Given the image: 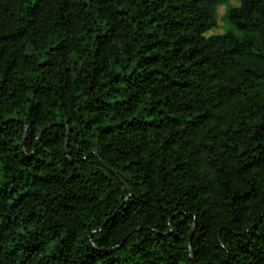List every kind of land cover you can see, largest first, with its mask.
Here are the masks:
<instances>
[{
    "label": "trees",
    "instance_id": "trees-1",
    "mask_svg": "<svg viewBox=\"0 0 264 264\" xmlns=\"http://www.w3.org/2000/svg\"><path fill=\"white\" fill-rule=\"evenodd\" d=\"M0 0V264H264V0Z\"/></svg>",
    "mask_w": 264,
    "mask_h": 264
},
{
    "label": "rangeland",
    "instance_id": "rangeland-1",
    "mask_svg": "<svg viewBox=\"0 0 264 264\" xmlns=\"http://www.w3.org/2000/svg\"><path fill=\"white\" fill-rule=\"evenodd\" d=\"M240 0H228L227 2L217 4L215 7L216 26L211 28L206 36L224 33L230 25L227 22L226 14L231 7L238 6Z\"/></svg>",
    "mask_w": 264,
    "mask_h": 264
}]
</instances>
